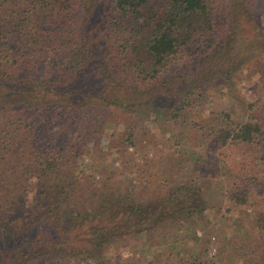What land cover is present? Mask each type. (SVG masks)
I'll use <instances>...</instances> for the list:
<instances>
[{"label": "trees", "instance_id": "16d2710c", "mask_svg": "<svg viewBox=\"0 0 264 264\" xmlns=\"http://www.w3.org/2000/svg\"><path fill=\"white\" fill-rule=\"evenodd\" d=\"M100 1L106 14L89 0H0V264H62L79 256L78 248L93 264L99 250L123 235L148 234L167 224L182 228L209 207L193 177L187 183L167 180L146 193L116 173L92 183L61 168L96 147L100 132L94 126L104 127L114 109L128 111L134 95L147 102L139 82L168 73L183 47L198 44L204 64L236 59L224 45L226 0L94 3ZM98 13L101 22L95 23ZM134 79L138 83L130 85ZM162 96L157 92L150 102ZM232 119L229 114L227 122L214 125L217 141L253 146L264 160V121ZM47 177L61 182L53 193L44 185ZM245 190L234 194L236 204L249 202ZM51 194L53 205L63 208L57 221L47 217ZM261 213L255 217L259 229ZM57 222L68 232L87 227L80 247L69 251L65 241L57 249ZM243 222L236 221L242 235L248 233L242 244L253 243Z\"/></svg>", "mask_w": 264, "mask_h": 264}, {"label": "rangeland", "instance_id": "374dc122", "mask_svg": "<svg viewBox=\"0 0 264 264\" xmlns=\"http://www.w3.org/2000/svg\"><path fill=\"white\" fill-rule=\"evenodd\" d=\"M96 1L89 0L90 5H98L95 11L103 8L106 14L109 9ZM225 5L224 45L235 55L234 61L224 57L204 64L198 44L183 47L170 60L168 73L151 83L139 82L147 102L140 95L133 100L130 96L132 108L114 109L104 127L94 126L100 132L96 147L61 166L92 183L116 173L130 188L146 187V193L167 180L187 183L193 177L207 193L209 207L182 228L173 225L168 229L167 224L148 234L123 235L116 244L99 250L93 264H264V226L259 229L255 220L264 212L261 151L253 146H223L212 131L217 123L227 122L229 114L238 122L264 121V0H226ZM99 15L95 23L101 22ZM97 41L92 37V42ZM136 83L134 79L130 85ZM157 92L164 95L162 99L150 102ZM21 176L19 172L16 178ZM60 183L44 178L45 187L51 190ZM245 189L249 202L236 204L234 194H244ZM53 197L47 217L57 221L63 208L53 205ZM236 221L249 228L253 243L245 240L242 244L248 233L242 235ZM61 226L57 222L53 231L57 249L65 241L69 251L80 247L87 227L68 232ZM78 251L79 256L68 257L62 264L92 263L83 256V249Z\"/></svg>", "mask_w": 264, "mask_h": 264}]
</instances>
